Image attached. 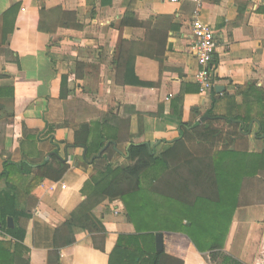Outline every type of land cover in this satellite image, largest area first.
<instances>
[{"label":"crops","instance_id":"crops-1","mask_svg":"<svg viewBox=\"0 0 264 264\" xmlns=\"http://www.w3.org/2000/svg\"><path fill=\"white\" fill-rule=\"evenodd\" d=\"M106 2L0 0V264H109L119 236L136 234L124 202L106 201L93 211L105 233L73 227L75 242L55 245L93 175L75 134L94 132L107 113L120 139L116 169L131 142L163 154L180 140L182 124L201 125L209 111L244 121L249 153L264 154V0H202L217 44L214 88L206 94L190 49L193 3ZM127 67L144 86L124 85ZM59 160L68 170L55 179L49 169ZM258 165L243 179L217 259L180 233L160 232L165 253L183 264H218L225 256L264 264V155Z\"/></svg>","mask_w":264,"mask_h":264},{"label":"trees","instance_id":"trees-1","mask_svg":"<svg viewBox=\"0 0 264 264\" xmlns=\"http://www.w3.org/2000/svg\"><path fill=\"white\" fill-rule=\"evenodd\" d=\"M111 1L106 3L110 5ZM129 16L126 14L122 25ZM135 25L147 26L139 21ZM40 29L45 30L43 23ZM123 78L124 85L144 86L129 67ZM113 119L112 113H107L94 132L80 130L75 134L74 145L86 151L83 165L91 166L93 175L84 188L86 200L56 231L55 245L60 239L65 245L73 244L74 238L69 239L73 227L89 234L105 233L93 215L94 209L106 201L122 200L136 234L119 236L109 264H183L165 251L156 252L155 236L160 232L183 234L200 253L208 252L217 259L225 249L239 207L243 179L257 173L264 155L249 153L244 121L220 118L209 111L201 117V125L182 124L180 140L163 154L157 155L146 142H131L124 168L116 169L112 163L119 155L116 146L120 139ZM112 129L116 134H111ZM48 164L44 162L42 167ZM49 170L55 179H61L68 165L59 160L58 167ZM100 239L104 243V237ZM223 262L240 264L228 256Z\"/></svg>","mask_w":264,"mask_h":264},{"label":"built area","instance_id":"built-area-1","mask_svg":"<svg viewBox=\"0 0 264 264\" xmlns=\"http://www.w3.org/2000/svg\"><path fill=\"white\" fill-rule=\"evenodd\" d=\"M171 4L179 5L185 2L193 3L195 6L191 20L193 42L190 46L195 57L199 71L195 80L199 85L201 94H206L214 88L215 56L217 50L216 38L213 28L202 20V0H165ZM3 234L0 228V236Z\"/></svg>","mask_w":264,"mask_h":264},{"label":"water","instance_id":"water-1","mask_svg":"<svg viewBox=\"0 0 264 264\" xmlns=\"http://www.w3.org/2000/svg\"><path fill=\"white\" fill-rule=\"evenodd\" d=\"M217 90H218V88H217ZM82 129L83 130H86L87 127L85 126ZM103 153H104V150L99 153V155L97 156V158H100L103 155ZM84 159H85V156H84ZM93 161L94 160H92L91 163ZM12 223H13V220L10 218L8 220V226L9 227H12ZM155 248H156V252L157 253L164 252V235L162 233H157L156 236H155Z\"/></svg>","mask_w":264,"mask_h":264},{"label":"rangeland","instance_id":"rangeland-1","mask_svg":"<svg viewBox=\"0 0 264 264\" xmlns=\"http://www.w3.org/2000/svg\"><path fill=\"white\" fill-rule=\"evenodd\" d=\"M223 260H222V258H221V260L220 261H218V264H221V262H222Z\"/></svg>","mask_w":264,"mask_h":264}]
</instances>
